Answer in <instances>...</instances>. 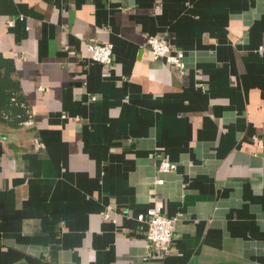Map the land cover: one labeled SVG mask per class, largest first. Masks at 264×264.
<instances>
[{"label":"crops","instance_id":"crops-1","mask_svg":"<svg viewBox=\"0 0 264 264\" xmlns=\"http://www.w3.org/2000/svg\"><path fill=\"white\" fill-rule=\"evenodd\" d=\"M0 264H264V0H0Z\"/></svg>","mask_w":264,"mask_h":264},{"label":"built area","instance_id":"built-area-1","mask_svg":"<svg viewBox=\"0 0 264 264\" xmlns=\"http://www.w3.org/2000/svg\"><path fill=\"white\" fill-rule=\"evenodd\" d=\"M22 19V16H19ZM9 25H12L13 20H8ZM146 45L151 51L154 59H160L170 63L178 68L184 67V51L177 49L169 43L165 36L149 35L146 39ZM89 56L91 59L104 64H109L112 61V43L92 42L88 43ZM259 141H261L259 139ZM261 145L262 142H261ZM176 164L168 159H162L157 164V171L165 172L175 168ZM164 182L163 177H158L154 180V185H160ZM153 198V203L146 208L144 212L137 214L136 218L140 221H146L147 229L145 236L163 253H168L173 245V231L177 216H168L163 212L162 200L157 198L154 193H150ZM104 217H108V212L103 213Z\"/></svg>","mask_w":264,"mask_h":264},{"label":"trees","instance_id":"trees-1","mask_svg":"<svg viewBox=\"0 0 264 264\" xmlns=\"http://www.w3.org/2000/svg\"><path fill=\"white\" fill-rule=\"evenodd\" d=\"M10 92H11V94H12V93L14 92L13 89H12ZM8 94H10V93H8ZM11 94H10V96H12V97H11L12 102H13V101H16V103H18V102H19L18 99H17L14 95H11ZM5 110H8V111H9V110H13L14 113H15V112H18V113H20V115H21V112H22L21 108H20L18 105L16 106L15 104L12 105L10 108H9L8 106H6ZM4 112L7 114L6 111H4ZM9 115H11V111L9 112ZM21 116H22V115H21Z\"/></svg>","mask_w":264,"mask_h":264}]
</instances>
